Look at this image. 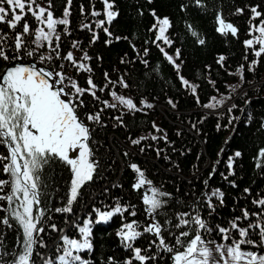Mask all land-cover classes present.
<instances>
[{
	"label": "trees",
	"instance_id": "1",
	"mask_svg": "<svg viewBox=\"0 0 264 264\" xmlns=\"http://www.w3.org/2000/svg\"><path fill=\"white\" fill-rule=\"evenodd\" d=\"M112 2L113 10L119 15L111 25L105 24L112 33L109 37L102 29L95 28L94 21L103 17L87 16L85 19L80 14L81 4L85 6L86 15L92 10L93 3L96 10L102 11L103 4L100 0H73L70 17L71 35H63V26H58L57 29L62 34L61 55L73 51L79 59L82 51L71 48V41H79L80 48L92 57L88 63L93 69L91 75L95 84L103 87L104 73L107 72L111 80L117 81L120 76H124L130 85L128 89H123L118 84L112 89L109 85V89L104 92H97L101 100H110L109 90H115L120 95L132 98L138 107L141 106L142 99L154 107L134 114L123 108L105 109L101 114L103 127L89 124L93 129L90 146L94 151V158L99 162V168L93 181L80 190L71 214L54 211L56 207L64 206L70 174L59 164L45 170L44 177L48 187L44 189L46 194L42 197V207L53 211L46 213L45 232L41 233L47 247L36 249L45 257L55 258L60 254L56 252V245L62 243V235L81 238L73 226L74 222L82 226L85 219L91 218L94 221L96 219L94 208L107 211L115 207L119 201L122 206L135 205L137 216L132 217L126 212L124 213L126 219L116 216L106 224L93 223L91 237L93 252L81 255L91 261V264L102 262L107 264L108 257H113L119 262L129 258V253L122 247L116 233L122 223L138 220L143 225L146 218L140 199L143 190L137 192L132 187L136 179V174L129 167L132 163L137 164L145 172L154 186L172 194V199L161 210L162 212L174 216L177 212L191 211L190 205L200 197L197 207L210 227L216 224L227 226L229 221L242 215V209H247L250 213L260 211L252 201L264 198V168L255 166L258 151L264 148V127H261L264 124V55L260 58V64L255 72H249L244 59L246 49L243 44V41L249 38L247 32L248 21L252 15L250 9L257 7V10L264 14V0H203L204 7H197L194 0H152L151 3L148 0H112ZM37 3L47 7L48 0H37ZM52 5L54 16L61 17L66 0H52ZM181 5L187 7L181 10ZM237 8L244 9L242 15L235 14ZM152 11L159 17L167 16L172 22L173 27L168 35L173 44L171 47L163 46L174 57L175 51L180 50V58L176 60L181 66L179 75L200 86L197 90L199 105L190 90L182 86L174 67L165 60L153 43L155 32L149 30L155 22L151 15ZM217 13L222 14L228 22L238 28V38L230 35L224 37L215 31ZM26 19L30 25L36 26L34 18L30 15L26 16ZM260 19H264V15ZM260 19L253 23L259 24ZM82 22L92 24L96 31L99 38L94 44L91 43L92 33L87 29L80 30ZM187 24H191L205 39L204 45H199L191 36ZM116 37L122 39L116 40ZM108 39H111L112 43L106 44L105 41ZM145 49L148 50L146 56ZM220 56L225 57L223 67L217 63ZM122 59L125 63H121ZM253 59L254 56L248 50V61ZM142 60L148 61L147 66ZM24 61L32 60L25 58ZM52 63L57 66L64 63L62 71L75 78L82 87L87 86L88 73L77 75L76 70L69 66L67 61L54 60ZM241 64L245 65L246 82L234 94L228 93L226 84L239 83V77L230 76L228 73L235 72ZM5 66L0 63V69ZM208 80L216 82L215 89ZM216 89H219L220 94H231L232 98L227 100L223 107L214 110L202 107L203 104L210 102V97L218 96ZM83 99L86 106L79 109L81 114L96 112L103 107L87 94ZM169 100L175 107L168 103ZM233 104L237 107L229 113L227 110ZM121 112L124 113L123 125H119L115 120ZM233 117L238 119H232ZM230 119L231 124L228 123ZM153 123L162 131L156 132L152 127ZM217 124L220 125V130H217ZM165 133L166 140L162 138ZM149 134L157 136L158 139L153 141ZM142 136L149 138L139 145L131 143V140ZM237 151L242 154L238 158L234 156ZM5 153L6 148L0 146V154ZM229 157L234 158L231 170L227 168ZM213 167L216 171L209 179ZM229 171L234 174L229 175ZM6 178L0 173V179ZM205 180H208L207 188ZM214 189L223 192L224 202L221 204L213 198L215 211L209 216L210 210L204 202L202 193L206 191L210 193ZM245 189L249 191L245 192ZM3 215L4 213L0 212V216ZM49 216L51 219H48ZM158 218L161 221L165 219L164 216ZM250 219L254 222L256 217ZM53 223L63 231H51L47 225ZM247 224L248 221H242V226L246 227ZM3 233L4 247L0 248V252H11L17 242L15 226L11 229L4 228ZM167 238L170 243L174 241V237ZM250 238L258 240L255 232L251 233ZM151 239L152 237L145 234L134 246L147 248ZM207 239L222 242L215 232L207 236ZM244 250L264 254V249L253 248L250 245L244 246ZM155 251L153 247L152 252ZM34 259L36 264H42L35 254ZM149 264H172L170 254L160 253L156 261H150Z\"/></svg>",
	"mask_w": 264,
	"mask_h": 264
},
{
	"label": "snow or ice",
	"instance_id": "2",
	"mask_svg": "<svg viewBox=\"0 0 264 264\" xmlns=\"http://www.w3.org/2000/svg\"><path fill=\"white\" fill-rule=\"evenodd\" d=\"M100 2L103 4L102 11L96 10L93 3L92 10L86 15L85 6L81 4L80 14L85 19L87 16L103 17L94 21L95 28L102 29L111 37L112 33L105 24L111 25L119 13L113 10L112 0H100ZM148 2L151 3L152 0ZM194 3L197 7H204L203 0H194ZM72 5L73 0H66L62 16L57 18L52 11V0H48L47 7L38 4L37 0H0V26H3L0 27V63L6 65L0 69V146L6 148V153L0 154V173L7 177L0 179V202H3L0 204V212L4 213L0 216V248L4 247V228L11 229L15 226L17 232L16 246L11 252H0V264H36L34 254L40 258L42 264H91V261L84 259L81 253L93 252L92 224H106L116 216L126 219L124 217L126 212L132 217L137 216L135 205L122 206L119 201L115 207L107 211L94 208L93 211L96 213L94 221L91 218L85 219L82 226L74 222L73 226L78 230L80 239L70 238L68 235L61 236L62 243L56 245V252L60 254L55 258L45 257L44 254L36 251L37 247H47L41 233L45 232L46 213L53 211L42 207V197L46 194L44 189L48 187L44 177L45 170L59 164L70 174L64 206L56 207L54 211L71 214L80 190L93 181L99 168V162L94 158V151L90 146L93 129L89 124L103 127L101 114L105 109L123 108L134 114L154 107L145 99L140 101L141 106L138 107L132 98L120 95L115 90H109L110 100H101L97 92H104L109 89V85L112 89H115L117 84L123 89H128L130 85L124 76H120L117 81L111 80L107 72L104 73L103 87L95 84L91 75L93 69L88 63L92 57L80 48L79 41H71L72 49L82 51L79 59L73 51L61 55L62 34L57 29L58 26H63V35H71ZM186 7L187 5H181V10ZM250 11L252 15L248 21L247 32L249 38L245 39L243 44L246 49L244 59L247 62V70L254 73L260 64V58L264 55V19H260L264 14L258 11L257 7H252ZM243 12L244 9L237 8L235 14L242 15ZM29 15L34 18L35 27L26 19ZM151 15L155 21L149 29L155 32L153 43L165 60L174 67L182 86L190 90L199 105L197 90L200 86L179 75L181 66L176 60L180 58V50L175 51L174 57L163 46L171 47L173 44L168 35L173 27L172 22L167 16H157L155 11H152ZM257 19H260V23H253ZM215 23V31L221 36L230 35L238 38V28L228 22L222 14H216ZM85 29L92 33L91 43L94 44L99 37L92 24L82 22L80 30ZM187 29L199 45L205 44V39L191 24H187ZM115 39L120 40L122 37ZM123 39L128 38L123 37ZM105 43L110 44L112 40L108 39ZM248 50L254 56L251 61H248ZM147 52L148 50L145 49V56ZM25 58L34 62L24 64L22 61ZM54 60L67 61L68 65L76 70L77 75L88 73L87 86L82 87L75 78L66 75L62 71L65 67L64 63L57 66L52 63ZM224 60L225 57L220 56L217 63L223 67ZM17 61L21 63H15ZM37 62L44 66L37 67ZM121 63L125 61L122 59ZM142 63L147 66L148 61L142 60ZM228 74L239 77V83L225 85L226 91L234 94L246 82L245 65H239L235 72ZM208 83L215 89L214 80H208ZM216 91L218 96L210 97V102L203 104L202 107L214 110L223 107L226 101L232 98L231 94H220L219 89ZM85 94L103 107L96 112L81 114L79 109L86 106L83 99ZM168 103L175 107L171 100ZM236 107L233 104L227 111L230 113ZM123 115L124 113L121 112L115 117L119 125H123ZM232 119L228 121L229 124L232 123ZM152 127L156 132L162 131L155 123ZM261 127H264V124ZM217 130H220L219 124ZM149 135L153 141L158 139L155 135ZM148 138L142 136L131 140V143L139 145ZM162 138L166 140L167 134L165 133ZM159 154L158 150L157 155ZM241 155L239 151L234 154L237 158ZM216 163L218 164L219 161ZM233 163L234 158L229 157L227 163L229 170L233 168ZM255 166L264 168V148L259 149ZM129 167L136 174L133 189L137 192L143 190L140 199L146 218L143 225L138 220L122 223L116 235L124 250L129 253V258L119 262L113 257H108L107 264H134V262L149 264L150 261H156L160 253L170 254L172 264H264V254L244 250L246 245L264 249V198L252 201L260 211L250 213L247 209H242V215L229 221L227 226L216 224L210 227L197 207L200 197L190 205L191 211L177 212L174 216H169L167 212L161 210L168 205L172 194L154 186L137 164L132 163ZM215 171L213 167L209 179ZM233 174L229 171V175ZM204 184L207 188L208 180H205ZM202 195L210 210L209 216L215 211L213 198L221 204L224 202V194L219 189H214L210 193L206 191ZM4 204L7 206L4 207ZM129 207L132 208L130 212ZM160 216H164L165 219L161 221L158 218ZM250 217H256V220L253 222ZM48 219L51 217L49 216ZM242 221H248L246 227L242 226ZM47 227L53 232L63 231L58 229L55 223ZM213 232L222 242L207 239V236L212 235ZM253 232L258 236V240L250 238ZM145 234L152 237L148 247L134 246ZM169 236L174 237L171 243L167 238ZM153 247L156 249L155 252H152ZM9 256L11 259H5Z\"/></svg>",
	"mask_w": 264,
	"mask_h": 264
},
{
	"label": "water",
	"instance_id": "3",
	"mask_svg": "<svg viewBox=\"0 0 264 264\" xmlns=\"http://www.w3.org/2000/svg\"><path fill=\"white\" fill-rule=\"evenodd\" d=\"M34 61H22V63H24V64H30V63H33ZM15 63H21L20 61H17V62H15ZM12 66H14V65H12ZM42 65H39V64H37V67H41ZM6 67V66H5Z\"/></svg>",
	"mask_w": 264,
	"mask_h": 264
},
{
	"label": "rangeland",
	"instance_id": "4",
	"mask_svg": "<svg viewBox=\"0 0 264 264\" xmlns=\"http://www.w3.org/2000/svg\"><path fill=\"white\" fill-rule=\"evenodd\" d=\"M158 109L160 110L161 108H160V107H158Z\"/></svg>",
	"mask_w": 264,
	"mask_h": 264
}]
</instances>
